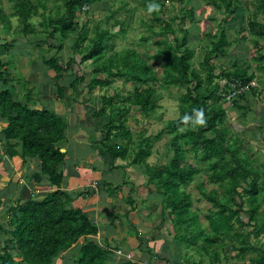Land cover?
Instances as JSON below:
<instances>
[{
  "label": "rangeland",
  "instance_id": "rangeland-1",
  "mask_svg": "<svg viewBox=\"0 0 264 264\" xmlns=\"http://www.w3.org/2000/svg\"><path fill=\"white\" fill-rule=\"evenodd\" d=\"M30 1L32 7L26 23L18 8L19 0H0L5 14V22L0 26V58L7 64L10 73L8 81L14 87L17 98H20L19 95H38L39 91H43V95H57V84L65 86L67 95L76 96L83 108L82 114H75L72 120L69 118L70 122L92 127L87 135L93 141L100 140L107 129L105 124L108 118H96L91 113L100 110L104 96H113V103L127 109L126 125L131 130L134 143L129 146L128 156L115 162L124 164V168H117L121 172L114 169L113 174L120 190L124 188L125 181L128 184L122 191L124 198L120 199L122 204L119 210L127 209L128 213L133 211L138 216L135 222L128 217L123 218L125 228L120 229L121 233L126 234L131 224L141 225L143 229V225H147L150 237L143 232L147 236L144 239L148 244L151 239L156 240L152 244L154 251L159 252L160 257L172 255L178 264H252L255 257L264 252V233L259 232L257 225V222H261V211L264 209V189L257 195L261 204L257 213L259 220H254L249 210L253 205L250 177L234 181L236 187L231 183L232 178L225 174L212 178L210 165L213 161L211 158L203 159V143L194 149L180 137L179 143L188 155L185 162L202 169L182 187L190 194L191 209L198 213L201 223L197 238H194L196 241L190 244L178 240L179 229L169 215L171 209L166 210L165 216L162 215L163 198L157 193L149 175L143 171L146 170L145 164L158 167L168 163L175 151L173 137L195 126L186 123L177 130L167 127L170 120L181 116V96L188 89L185 82L166 83L165 58L158 52L171 46L178 53H183L187 48L193 51L188 61L199 69L205 84L209 82L208 74L212 68L213 84L218 85L217 94L223 95L221 103L225 116L218 128L224 126L228 129L222 146L228 148L224 156L230 160L229 165L233 163L232 153L239 147L240 155L247 152L254 171L260 174L264 172V31L260 26L264 24V0H231L229 6L224 0H151L159 4V8L151 13L147 10L150 0H87L83 7L77 9L66 39H60L59 34H56L58 39L50 35L54 30L51 19L55 21L66 13V0ZM166 22L172 25V32L165 30ZM222 33L225 42L221 49L224 53L210 55L208 68L202 66L206 53L214 48ZM95 40L101 41L103 49L95 60L82 61ZM60 45L62 48H59ZM128 51L135 52L139 62L150 69L147 74L157 80L152 86L157 89L160 98L156 110L149 115L131 101L136 87L146 85L110 74L127 57ZM53 55L67 65L71 57L74 59L60 79H56L55 71L48 69L43 62V59ZM235 64L239 67L251 65L250 70L256 72L252 82L255 85L241 90L235 101H228L227 85H222L231 75L226 77L221 73L233 72L237 67ZM97 66H108V69L99 71ZM78 77L80 81L73 90L71 83ZM94 77L108 78L110 83L98 85L89 91L88 83ZM110 111L111 108L107 107V113ZM208 134L215 135L214 132ZM143 138L150 141L151 155L143 163H133L137 143ZM110 140L112 143L117 139ZM118 140L115 143L126 144V140ZM66 143L67 140L63 142ZM80 146L84 147L83 144ZM91 147L85 146L82 153L87 155ZM80 159L83 160V157ZM213 190L218 193L220 204L202 195L204 191ZM224 204L228 207L223 208ZM3 208L6 207H0ZM222 209L226 215L233 213V216L229 223L217 230L212 222ZM6 211L7 208L0 215ZM6 222L5 219L1 220L5 225ZM0 233L7 236L4 231ZM118 238L113 240L120 245L122 240ZM148 244L139 242L138 247L143 252L149 251ZM162 264L167 263L162 261Z\"/></svg>",
  "mask_w": 264,
  "mask_h": 264
},
{
  "label": "trees",
  "instance_id": "trees-1",
  "mask_svg": "<svg viewBox=\"0 0 264 264\" xmlns=\"http://www.w3.org/2000/svg\"><path fill=\"white\" fill-rule=\"evenodd\" d=\"M224 1L228 6L232 3L231 0ZM30 2V0H19L18 2V8L26 23L32 7ZM85 2L87 0H66V13L55 20L56 22L51 19L54 30L50 35L57 38L56 34H59L60 39H66L74 23L73 20L76 18L77 9L83 7ZM3 22H5V14L0 5V26ZM260 26L264 31V24ZM165 30L171 31L172 25L166 22ZM224 42L222 33L218 43L206 53L202 66L208 68L210 55L218 56L224 53L221 49ZM59 48H62V45ZM102 49L101 41L95 40L94 46L83 55L82 61L95 60ZM192 52L187 48L183 53H178L171 46L162 48L158 52V55L165 58L166 83L185 82L188 84V89L181 96L179 105L181 116L170 120L167 127L177 130L186 123L195 126L189 127L185 132L173 137L175 151L168 163L158 167L145 164L146 170L143 171L144 174L149 175L156 186L157 193L163 198L162 215L165 216L166 210L171 209L169 215L179 229L178 240L180 242L187 241L190 244L196 241L194 238H197L198 227L201 226V223L198 220V213L191 209L190 194L182 187L193 180L194 176L202 169L196 164L185 162L188 155L179 143L180 137H183L185 142L191 144L194 149L203 143V159L211 158L213 161L210 165L213 170L212 178L215 179L224 174L230 176L234 187H236L234 181H240L247 176L251 178L250 190L253 205L249 210L254 220H259L257 213L261 204L257 195L264 189V172L260 174L254 171L247 152L242 156L239 153L240 148L237 147L233 153L231 152L233 163L230 165V160L228 161L224 156L228 148H223L222 145L226 140L225 135L228 133V129L224 126L222 129L218 128L225 116V109L221 103L223 95L217 94L218 85L213 84L212 68L208 74L209 82L205 84L199 74V69L197 70L189 63L188 60ZM43 62L48 69L55 71L56 79H60L65 75L64 71L74 62V59L71 57L67 65V63L62 64L60 58L53 55L43 59ZM236 66L233 72L221 73L226 77L231 75L222 85V87L227 85L228 94L238 83L247 85L256 77V72L250 70L252 68L250 64L245 67ZM96 69L101 71L108 69V66H97ZM149 70L146 65L139 62L135 52L128 51L127 57L125 56L119 63L116 71H110V74L114 76H124L127 80L146 85V87H136L131 100L138 104L146 115L156 110L158 98H160L157 89L152 86L157 83V80L153 75L147 74ZM9 76L6 62L0 58V118L8 123L0 132V142H2L0 161L5 156L13 158L17 155L21 156L24 163L30 158H37L38 166L33 172L32 178L37 184L52 188L41 199L33 198V196L20 197L17 198L15 204H11L13 201L11 197L8 198L11 205L6 213L1 215L7 222L6 225L0 223V231L7 234L5 237L0 233V264H57V261L62 259L61 254L67 253L77 246V252L72 257L75 258L74 261L77 264H139L140 258L134 257L113 260L112 249H106L91 239L90 236L99 233L98 225L86 211L73 204L76 191H70L65 187L66 179L62 166L67 162V151L63 149L65 148L63 142L67 138L65 135L67 121L47 107L31 106L29 96L25 100L17 98L14 87L8 81ZM79 78L71 83L73 90H75V84L80 81ZM109 83L108 78L94 77L88 83V88L89 91H93L98 85ZM239 92L227 100L235 101ZM57 96L63 100L68 96L67 88L57 84ZM71 99L77 101L76 96H72ZM113 99V96H104L103 106L97 112L94 110L91 112L88 108L96 118H108V122L105 124L107 129L98 140V143L103 145L100 147V154L105 159L107 158L105 161L106 172L124 166V164H115V162L120 158L125 159L128 156L129 146L134 143L131 130L126 125L127 109L113 103ZM107 107L111 108L108 113ZM198 110L203 111V123L198 122ZM185 114L189 115L191 119L184 121ZM208 132H214L215 135L210 136ZM111 138L117 139L116 141H119L118 139L126 140V144L121 145L115 143L116 141L111 143ZM137 144L138 150H136L132 161L133 163H143L146 157L151 155L150 141L148 138H143ZM93 170H97L96 167H93ZM102 170L105 172L104 169ZM116 172L121 171L117 169ZM261 175L263 176L260 177ZM98 184L102 185L96 181L95 185L98 186ZM21 185L23 184L21 183ZM217 194L215 190L202 193L208 200L220 204ZM2 201L0 197V206ZM223 206V208L228 207L225 204ZM232 216L233 213L226 215L224 209L220 210L212 222L215 229L223 228L229 223ZM257 225L259 232L264 233V209L261 211V222H257ZM180 230L184 232L180 233ZM171 251L169 248L170 253ZM149 255L153 256L155 260L158 259L156 264H162V261L167 264L172 262L178 264L172 255L160 257L159 252H155L150 244ZM255 258L252 264H264V252ZM64 262L65 260H61L60 264H64ZM149 264L152 263L149 262Z\"/></svg>",
  "mask_w": 264,
  "mask_h": 264
},
{
  "label": "crops",
  "instance_id": "crops-1",
  "mask_svg": "<svg viewBox=\"0 0 264 264\" xmlns=\"http://www.w3.org/2000/svg\"><path fill=\"white\" fill-rule=\"evenodd\" d=\"M39 93L38 95L19 96L22 99L29 96L31 98V106L47 107L67 121L68 126L65 129L67 143L64 144L65 148H63L67 151V162L62 166L66 179L65 187L70 191H76L73 204L86 211L90 218L98 225L99 233L90 236L91 239L106 249H112L113 260L122 259L123 256L127 258V254L130 253L132 257L140 258L139 264H149V262L156 264L158 259L155 260L153 256L149 255V251L143 252L138 247L139 242L142 244L145 242V245L148 244L144 239L147 236H144L145 234L143 233L145 232L148 238L150 237L149 233H147L150 231V229H147V225H143V229L141 225L131 224L130 229L126 230V234L120 231L121 228H125L123 218L128 217L132 222H135V217L138 215L133 211L128 213L127 209L119 210V205L122 204L120 202L122 200L120 199L124 196L122 191L128 187V184L125 181V184H123L124 188L120 190L118 184H116L114 171L106 172L105 161H107V158L105 159L101 156L100 144H98L97 140L93 141V138L87 135V131L92 127L70 122L72 116L82 114L83 108H81L80 102L72 101L73 95H68L63 100H60L57 95H43V91H39ZM7 124L6 120L0 118V132ZM1 144L2 142H0ZM81 144L84 147L92 145L87 155L82 153L84 147L80 146ZM80 157H83V160ZM37 166V158H30L24 163L20 155L13 158L5 156L0 161V197L3 200L1 206L6 207L8 210L11 204H15L17 198H29L33 196V198L41 199L46 196L52 187L41 186L32 178V174ZM93 167H96L97 170H93ZM107 169L110 170V168ZM96 181L102 183V185L98 184L96 186ZM114 188L116 189L111 190ZM9 197L13 201L11 204L8 202ZM6 208L0 209V214ZM2 219L4 218L0 215V223ZM137 230H140L138 234H136ZM118 237L122 240L120 241V245L115 244L116 242L113 240L119 239ZM106 238H111L112 240L108 241ZM155 242L156 240L151 239L149 244L152 245ZM77 248L78 246L67 253L61 254L60 257L62 259H59L57 264H60L61 260H65L64 264H77L74 261L75 258H72L74 253L77 252Z\"/></svg>",
  "mask_w": 264,
  "mask_h": 264
},
{
  "label": "clouds",
  "instance_id": "clouds-1",
  "mask_svg": "<svg viewBox=\"0 0 264 264\" xmlns=\"http://www.w3.org/2000/svg\"><path fill=\"white\" fill-rule=\"evenodd\" d=\"M158 8H159V4L155 3V2H151V0H150V2L148 4V9H147L148 12L151 13L153 10H156ZM189 119H191V117L189 115L185 114V116L183 117V120L184 121H188ZM198 122L199 123H203V111L202 110H198Z\"/></svg>",
  "mask_w": 264,
  "mask_h": 264
},
{
  "label": "built area",
  "instance_id": "built-area-1",
  "mask_svg": "<svg viewBox=\"0 0 264 264\" xmlns=\"http://www.w3.org/2000/svg\"><path fill=\"white\" fill-rule=\"evenodd\" d=\"M253 82V80L251 81V82H249L247 85H240L239 83L237 84V86H235V88L231 91V93L228 95V97L227 98H231V97H233V96H235L236 94H237V92H239V91H241V90H244V89H249V88H251L252 86H254L255 84H253L252 83ZM127 257L128 258H131L132 256H131V254L130 253H128L127 254Z\"/></svg>",
  "mask_w": 264,
  "mask_h": 264
}]
</instances>
